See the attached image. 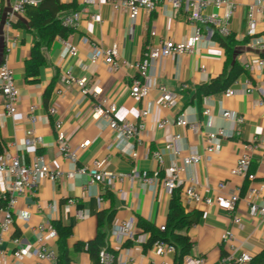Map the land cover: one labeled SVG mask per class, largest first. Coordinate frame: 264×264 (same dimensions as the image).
<instances>
[{"label":"crops","instance_id":"1","mask_svg":"<svg viewBox=\"0 0 264 264\" xmlns=\"http://www.w3.org/2000/svg\"><path fill=\"white\" fill-rule=\"evenodd\" d=\"M60 2L69 6L63 13L80 12L86 8L83 0ZM253 3L254 0H237L238 10L228 27L236 35L238 44L230 59L218 42L205 39L197 44L196 53L192 56L175 55L153 63L148 73L153 84L150 95L148 98H135L132 84L134 80L140 79L135 65L143 60L148 49L162 40L188 43L193 39L196 30L189 21L194 9L191 4L176 9L165 0H160L155 12L143 10L133 22L127 12L116 11L103 0L98 6L88 8V14L83 16L78 27L68 36L77 46L78 56L64 57L62 38H57L42 49L47 64L40 70L39 76L29 79L26 63L32 55L35 34L29 30L26 15L13 13V0H0V66L8 62L13 68L20 93L18 111L14 116H8L0 103V147L9 150L26 165L31 164L36 156L43 155L53 170L65 172L70 166L58 152L54 128L56 119L61 117L80 167L100 161L103 169L115 174H129L136 169L140 173L152 175L159 169L154 152L164 149L174 141L175 136H181L182 140L175 142L177 150L185 155L195 151L203 157V161L189 170V174L195 177L204 197L216 198L220 183L226 185L227 193L235 192L239 186L243 188L236 213L241 218V225L233 223L235 214H229L217 205H192L182 200L185 212L198 216V222L189 232L193 247L184 264H199L201 258L205 264H222L231 253L230 247L222 240L227 230H232L235 235L237 256L245 252L257 257L264 251V222L260 217H249V202L245 197L251 183L261 196L264 195V107H257L258 101L264 99V68L258 65L261 55L249 44V8ZM224 11L218 13L222 15ZM214 12L215 8L209 6L205 13ZM91 15H96L98 19L91 20ZM258 31L263 38L264 15L259 17ZM152 32L156 35L152 36ZM115 45L119 49V68L112 72L102 50ZM92 54L97 55L96 63L90 58ZM235 64L243 71L228 88L235 91L234 96L227 98L226 91L199 95L201 86L223 74H229ZM68 73L87 80L89 86L100 88L103 96L116 104V117L120 121L138 123L141 112L148 110L150 115L146 120L147 129L140 138L141 143L131 141L120 147L116 134L104 130L94 117L93 98L84 95L77 85L65 84ZM184 85L187 86L186 90H183ZM160 86H166L180 97L176 109L160 107ZM32 105L37 106L36 124H32L28 118ZM52 107L57 110L54 115L49 112ZM206 110H210L209 116L204 115ZM226 112H231V119L223 117ZM181 114H185L190 122L199 123L201 132L195 133L189 128L178 126L175 122ZM239 116L245 119L242 133L240 136H231L237 130L235 119ZM166 120L169 124L159 128V124ZM30 129L43 137L42 146L25 144ZM220 129L226 130L229 136L220 141L219 150L208 159L205 157V137ZM255 140L258 148L252 156L250 173L256 176V180L251 182L232 175V170L243 155L245 145ZM86 142L89 145L82 149V144ZM170 165L171 157L167 154L165 166L161 170L162 177ZM12 180L8 174L0 173V226L6 206L2 196ZM87 181V176L59 180L56 185L43 180L35 192L21 195L13 210L12 230L2 234L0 228V250L6 254L5 261L11 260L16 249L15 240L19 239L23 250L20 264H48L36 258L38 245L35 230L41 225L60 223L72 231L67 244L70 264H92L87 252L75 251V248L78 244L96 238L99 215L113 206L110 196L114 199L113 228L132 219L137 223L140 219L144 220L158 228L167 224L173 194L161 184H157L155 191L149 192L141 180L127 179L112 185L99 184L87 196L84 189ZM70 200L76 203L70 205ZM80 213H83L84 219L79 218ZM112 230L108 246L116 254V264L126 260H131L132 264H160L161 259L152 248L145 251L143 243L134 242L129 247H120L112 236ZM58 239L46 238L56 259L59 254ZM174 260L175 255L168 259L170 264H174ZM225 264L238 263L232 261Z\"/></svg>","mask_w":264,"mask_h":264},{"label":"built area","instance_id":"2","mask_svg":"<svg viewBox=\"0 0 264 264\" xmlns=\"http://www.w3.org/2000/svg\"><path fill=\"white\" fill-rule=\"evenodd\" d=\"M13 13L25 15L28 7H38L41 4V0H13ZM103 0H83L85 7L82 11L72 13H61L60 20L63 26L75 30L83 16L88 14L89 7L98 6ZM116 11H125L129 14L130 19L134 22L144 10L152 13L158 9L160 0H104ZM168 4L174 8L179 9L184 4H191L194 9L191 13L189 21L195 26V35L193 39L188 43H176L171 40H162L157 45H152L145 54L142 61L138 62L135 67L138 70L140 79L134 80L132 84V95L135 98H148L153 84L149 78V70L153 63L158 60L167 59L171 56H187L194 55L196 53V46L205 39L212 40L216 34L222 36H229L231 34L229 30V22L238 10L237 0H214L209 2L207 0H165ZM209 6H213L216 12L207 14L205 13ZM221 10H225L221 15L218 13ZM264 15V0H254V3L249 8V22H248V37L249 44L253 49L261 55L258 60V65L264 68V37L259 36L258 24L259 17ZM98 18L96 15H91V20L96 21ZM156 33L152 32V36ZM61 43L64 47V57H77L79 50L68 38L61 39ZM10 51V50H9ZM105 62L110 67L112 72H115L119 68L117 58L119 57L118 46H113L102 50ZM93 63L97 62V55L92 54L90 56ZM204 69V68H203ZM66 85L75 84L84 95H89L93 98V113L94 117L100 121L104 130H111L116 134V138L119 141V146H125L131 141H139L141 143V135L147 129L146 120L150 113L148 110H143L140 115L138 123L131 121H120L116 117L117 106L112 103L108 97L103 96L102 90L98 87L89 86L87 80L82 78H75L71 73H68L65 79ZM162 93V99L160 107L164 109H176L179 106L180 97L168 89L166 86L159 87ZM187 86H183V90H186ZM235 95V91L228 89L225 92V96L230 98ZM20 93L16 85V76L13 68L8 62H4L0 66V103L3 105L6 114L8 116H14L19 107ZM257 107H264V99L258 101ZM37 106L32 105L29 108L28 118L32 124L38 122ZM51 115L57 113L56 108L52 107L49 110ZM205 116L210 115V110L204 112ZM225 119H231V112L223 114ZM237 123V130L233 131L231 136L242 133V126L245 123L244 117H237L235 119ZM178 126L189 128L195 133L201 132V126L197 122H190L185 114L178 116L176 122ZM169 124V121H163L159 124V128H164ZM54 128L57 134L56 146L59 154L67 161L70 168L67 171L53 170L46 157L43 155L36 156L32 163L29 165L23 164L19 157L13 156V154L0 147V173L8 174L13 178L8 189L2 196V200L6 206L4 208V219L1 223V233L5 234L12 230L14 226L13 210L18 204V199L21 195L27 193H33L39 187L43 180H49L53 185L59 180L67 179L73 180L77 176H87L88 181L85 185V192L87 196L91 195L92 188L99 184L112 185L116 181L141 180L143 187L149 192L155 191L157 184H161L171 194L175 191H181V199L188 204H204L206 206L217 205L220 209L228 212L229 214H235L233 217V223L241 225V218L236 214L237 206L241 200L243 188L242 186L236 187L235 192L227 193L226 185L220 183L218 185L219 194L216 198L204 197L199 189L196 179L193 175L189 174L196 165H199L203 161V157L197 154L195 151H190L188 154H184L175 147V142L181 141V136H175L174 141L167 144L164 149L154 152V158L159 165V169L152 175L148 173H140L138 170H133L129 174H115L108 170L103 169V163L100 161H94L91 166L78 165V156L73 150L68 141L67 131L64 129L63 119L60 117L56 119ZM226 130L220 129L217 133H209L205 137L206 155L205 157L211 159V156L219 150L220 141L223 138L228 137ZM27 146L39 147L44 144L42 136L38 135L34 129H30L27 133L25 141ZM89 145L88 142L82 144L81 148L85 149ZM245 151L243 155L238 159L235 168L232 170V175L249 179L251 182L256 180V176L250 173V166L252 162V156L258 148L257 140L254 143L245 145ZM171 157V165L165 169V176H161V170L165 166V155ZM246 199L249 202V217H260L264 222V195L261 196L259 191L251 183L247 192ZM76 201L70 200L69 204L73 205ZM79 218L84 219L83 213L79 214ZM161 232H165L166 225L159 227ZM37 234V249L35 251L36 258L40 262L48 264H57V259L54 252L50 251L46 238L57 239L58 232L53 225L38 226L35 230ZM140 228L135 219L130 221H123L121 224L115 226L112 230V236L117 241L120 247H124L127 242H140L145 244L148 240L147 234L139 235ZM222 240L230 247L231 253L222 261V264L235 261L238 264H252L254 257L249 253H241L237 256L238 247L236 246V238L232 230H227ZM16 249L12 253L11 260L6 262V254L0 250V264H20L23 256L22 244L19 239L15 240ZM152 250L154 254L161 259L160 264H170L168 259L171 256L176 255L177 249L174 245L164 241L157 240ZM101 264H116V254L104 248L100 252ZM120 264H132L131 260H126ZM199 264H205L204 259H199Z\"/></svg>","mask_w":264,"mask_h":264},{"label":"trees","instance_id":"3","mask_svg":"<svg viewBox=\"0 0 264 264\" xmlns=\"http://www.w3.org/2000/svg\"><path fill=\"white\" fill-rule=\"evenodd\" d=\"M69 6L62 4L60 0H41L38 7H28L26 17L28 27L31 33L35 34V42L32 49L31 58L26 63L27 78H37L40 70L47 64L46 58L42 52L43 47L49 46L57 38L67 39L73 32L72 29L62 25L60 14L68 10ZM226 51L228 59L232 57L233 49L238 44L236 35L231 33L229 36L216 34L213 38ZM264 57V55L262 56ZM243 69L235 64L229 74H223L221 77L210 81L208 84L198 89L199 95H211L227 89L238 79ZM112 208L103 211L99 215V225L97 236L94 240L78 244L75 251H85L90 256L92 264L100 263V252L108 248V237L113 228L115 217L114 199L111 198ZM198 222V216L195 213H186L181 199V191L177 190L173 194L172 208L166 224V231L160 229L144 220H139L138 227L141 229L139 235L148 234V240L144 244L147 251L152 248L157 240H164L177 249L174 264H184L185 258L189 255L193 242L189 236L191 228ZM53 226L58 232L59 254L57 264H70L71 259L68 256V240L72 235L70 228L62 226L60 223H54ZM57 237V238H58ZM132 242H127L124 247H129ZM252 264H264V251L253 259Z\"/></svg>","mask_w":264,"mask_h":264}]
</instances>
